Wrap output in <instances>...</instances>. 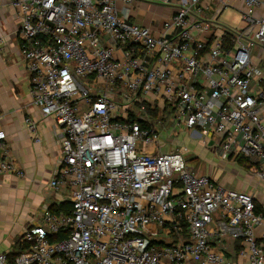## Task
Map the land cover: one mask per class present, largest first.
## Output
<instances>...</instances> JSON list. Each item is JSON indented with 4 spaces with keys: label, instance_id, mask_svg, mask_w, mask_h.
Wrapping results in <instances>:
<instances>
[{
    "label": "built area",
    "instance_id": "1",
    "mask_svg": "<svg viewBox=\"0 0 264 264\" xmlns=\"http://www.w3.org/2000/svg\"><path fill=\"white\" fill-rule=\"evenodd\" d=\"M10 1L33 102L60 127L49 185L70 208L45 205L0 264H230L225 236L240 246L237 264H264L253 194L194 171L186 147L163 150L157 126L169 114L212 138L221 159L264 162V0H215L210 16L203 0H160L174 7L160 33L122 16L117 0ZM233 2L242 28L219 18ZM25 123L39 141L37 121ZM11 172L23 173L0 128V174Z\"/></svg>",
    "mask_w": 264,
    "mask_h": 264
},
{
    "label": "crops",
    "instance_id": "2",
    "mask_svg": "<svg viewBox=\"0 0 264 264\" xmlns=\"http://www.w3.org/2000/svg\"><path fill=\"white\" fill-rule=\"evenodd\" d=\"M204 4L208 7L206 14L209 16L218 7L215 0H203ZM229 6L241 8L239 2ZM117 7L122 16L137 25L149 27L155 33L162 31L164 20L174 12L173 6L160 0H132L129 3L117 0ZM19 27L20 17L11 1L0 0V36L4 38V43L0 44V128L7 134L9 156L23 172L21 175L13 172L0 174V253L10 254H17L24 247L21 245V236L27 226L39 221L42 208L62 200L61 193L49 185L61 155L60 127L53 117L44 116L33 102L30 73L18 35ZM115 55L122 56L121 48L116 49ZM128 110L130 118L139 113L137 106L129 107ZM151 113L154 116L155 112ZM26 117L37 121L39 141L31 136L25 123ZM183 130L189 136L200 137L193 130L184 127ZM192 143L195 144L193 150L184 139L181 142L178 139L174 146L182 149L186 147V152L194 153L191 156L188 153L190 168L199 174L209 175L227 188L252 193L256 204L260 207L263 205L264 178L257 170L264 167V162H256L245 156L243 161H239L238 157L242 155L223 160L212 138L210 146H207V138H202L203 146L194 140ZM224 245L230 264L243 260L237 242L228 240Z\"/></svg>",
    "mask_w": 264,
    "mask_h": 264
},
{
    "label": "rangeland",
    "instance_id": "3",
    "mask_svg": "<svg viewBox=\"0 0 264 264\" xmlns=\"http://www.w3.org/2000/svg\"><path fill=\"white\" fill-rule=\"evenodd\" d=\"M219 18L220 20L225 23L226 25H229L233 28H242L246 25V22L245 20L243 19V14H242V11L241 9H237V8H234L232 6H226L223 11L220 13L219 15ZM258 47H256L255 49V54H258L259 53V49H257ZM260 67L261 68H264V56H263V59H261L260 61ZM83 80H85L84 78H82ZM125 86L124 85H119L118 88H117V95H115V98H118V97H121L122 96V93L121 91H125ZM153 123H155L154 121V118H152L151 120ZM163 125L164 127L162 128V125L160 124H157L158 127H160L162 129V133L160 131L159 132V135H160V140L162 139V141L164 142L163 144V150H171L174 148V146L176 145V141L179 139L180 142L184 139V141H186V143L188 144L189 148L190 149H194V146L195 144L192 143L193 140L196 141L197 143L201 144L202 146L204 144H202V138H200L199 136L196 137V136H192L190 134V136L183 130V126L179 125H175L173 126V122L171 120V115L169 114H166V117H165V120L163 121ZM174 131L175 133L173 135H171V131ZM182 130V131H181ZM210 137H207V146H210L211 144H209L210 142ZM212 143V141H211ZM182 147L184 145H181ZM213 151V149H212ZM186 152L184 151L183 152V155L187 158L189 155H193L194 153L191 152ZM196 160V159H194ZM194 160H190V162H193ZM198 173V172H197ZM262 202H264V198L261 199ZM263 205H261V207L264 209V203H262ZM224 240L225 241H228V240H232L233 239L229 236H225L224 237Z\"/></svg>",
    "mask_w": 264,
    "mask_h": 264
},
{
    "label": "trees",
    "instance_id": "4",
    "mask_svg": "<svg viewBox=\"0 0 264 264\" xmlns=\"http://www.w3.org/2000/svg\"><path fill=\"white\" fill-rule=\"evenodd\" d=\"M238 160L243 161L244 156H239ZM50 208L53 211H60V210H64V211L66 210L67 211L70 208V203H69V201L64 200V201H61L59 203H54V204L50 205ZM257 212H262L264 214V209L257 205Z\"/></svg>",
    "mask_w": 264,
    "mask_h": 264
}]
</instances>
